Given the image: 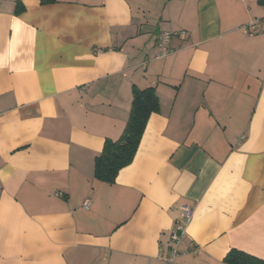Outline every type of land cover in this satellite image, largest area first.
<instances>
[{"label":"crops","instance_id":"0c3cea01","mask_svg":"<svg viewBox=\"0 0 264 264\" xmlns=\"http://www.w3.org/2000/svg\"><path fill=\"white\" fill-rule=\"evenodd\" d=\"M133 86L158 109L100 181ZM182 205L173 264L264 261V0H0V264H166Z\"/></svg>","mask_w":264,"mask_h":264},{"label":"trees","instance_id":"16d2710c","mask_svg":"<svg viewBox=\"0 0 264 264\" xmlns=\"http://www.w3.org/2000/svg\"><path fill=\"white\" fill-rule=\"evenodd\" d=\"M41 4L55 0H39ZM20 10L17 8V11ZM158 109V98L153 87H132V99L127 121L117 139L106 138L100 153L94 159V177L113 183L120 169L130 164L135 156L147 120ZM227 264H264L256 256L231 249L224 257Z\"/></svg>","mask_w":264,"mask_h":264},{"label":"built area","instance_id":"2783aa9c","mask_svg":"<svg viewBox=\"0 0 264 264\" xmlns=\"http://www.w3.org/2000/svg\"><path fill=\"white\" fill-rule=\"evenodd\" d=\"M254 26H251L253 28ZM185 36L186 31L185 30H179V31H169L164 30L159 32L155 36V42L159 49L158 54L156 55V58H162L169 53H171L172 49L169 48L168 41L172 36ZM83 206L87 208L88 206V200H85L83 203ZM181 210V217L179 220H177L173 226V228L169 232V239L171 241V245L168 251V254L161 256V259L166 264H173L175 259L179 255V243L184 236L186 232V228L191 221L192 218V208H190L187 205H182L180 207ZM193 252H196V248H193Z\"/></svg>","mask_w":264,"mask_h":264}]
</instances>
